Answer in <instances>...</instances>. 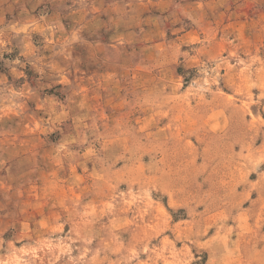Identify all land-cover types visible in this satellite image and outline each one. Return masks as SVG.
<instances>
[{
	"label": "rangeland",
	"instance_id": "374dc122",
	"mask_svg": "<svg viewBox=\"0 0 264 264\" xmlns=\"http://www.w3.org/2000/svg\"><path fill=\"white\" fill-rule=\"evenodd\" d=\"M86 2L0 0V264H264V0Z\"/></svg>",
	"mask_w": 264,
	"mask_h": 264
},
{
	"label": "crops",
	"instance_id": "0c3cea01",
	"mask_svg": "<svg viewBox=\"0 0 264 264\" xmlns=\"http://www.w3.org/2000/svg\"><path fill=\"white\" fill-rule=\"evenodd\" d=\"M172 0H85L86 7L79 9L84 16L88 13L91 18L97 17L98 13L101 17H106V19L114 18L113 12L115 8L118 13L126 17L128 14L130 16H136L143 18L145 14H150V16H166L170 12V3ZM100 3V8L96 5ZM95 14V15H94ZM145 17V16H144Z\"/></svg>",
	"mask_w": 264,
	"mask_h": 264
}]
</instances>
